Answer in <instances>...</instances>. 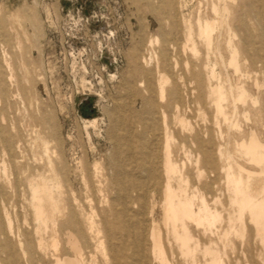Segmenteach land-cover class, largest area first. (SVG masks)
<instances>
[{"label": "rangeland", "instance_id": "1", "mask_svg": "<svg viewBox=\"0 0 264 264\" xmlns=\"http://www.w3.org/2000/svg\"><path fill=\"white\" fill-rule=\"evenodd\" d=\"M199 19L217 23L208 50L197 37ZM189 27L191 37L187 38ZM263 33L264 0H0V76L6 75L1 51L12 76L11 85L4 86L0 110L2 126L9 125L16 146L2 156L5 172L28 177L40 167L49 175L47 156L32 128L35 118L55 167L62 159L65 162L66 174L58 176L65 183L64 199L72 196L76 203L84 201L89 195L82 182L86 163H98L100 168L108 164L107 113L122 111L127 120L131 117V142L137 154L134 159L126 157L125 167L137 169L145 182L149 172L157 174L148 190L154 195L153 219L159 225L167 261L264 264V220L258 219L256 211L241 210L230 199L235 183L249 195L264 193V164L250 163L239 146L252 131L264 143ZM246 35L255 51L238 54L239 71L235 73L229 65L228 41L235 44ZM149 42L154 54L144 65ZM211 70L225 92L220 102L222 114L216 112L206 87V74ZM196 75L202 85L195 81ZM123 79H128L130 91L124 88ZM161 79L165 80L162 101ZM234 86L244 90V102L234 98ZM27 100L32 111L26 110ZM144 101L150 107L146 113ZM100 106L105 107L104 113ZM93 119H97L95 127L85 128L84 121ZM165 125L170 159L184 179L182 188L189 196L194 191L196 196L203 195L217 213L209 226L205 223L195 229L187 224L192 236L188 255L179 248L160 207ZM116 133L121 136V131ZM203 150L212 156V171L200 170ZM206 184L212 186L215 204L209 201L212 191ZM172 187L177 190L176 181ZM26 197L24 193L21 201L31 219ZM68 213L65 211L64 219ZM144 220L148 231L149 217ZM51 240L46 239L48 246ZM145 244L149 248L147 234ZM97 260L113 264L108 255H98Z\"/></svg>", "mask_w": 264, "mask_h": 264}, {"label": "bare ground", "instance_id": "2", "mask_svg": "<svg viewBox=\"0 0 264 264\" xmlns=\"http://www.w3.org/2000/svg\"><path fill=\"white\" fill-rule=\"evenodd\" d=\"M213 12H218L216 7H213ZM197 25V37L208 50L212 45L217 23L214 20L199 19ZM262 35L264 36V33ZM190 37L191 27L187 30V38ZM251 42L249 35L240 38L235 44L231 39L228 41L229 65L234 68L235 73L239 71L238 54L247 56L251 51H255ZM148 47L150 49H147V58L143 60L144 65H148L150 57L154 54L152 42H149ZM185 47L186 44L183 45V49ZM5 57V53L1 51V64L6 72L4 78L0 76V102L2 103H4L2 96L4 86H9L12 82L10 67ZM194 79L198 85L203 84L199 76H194ZM164 82L165 80L161 79L158 83L161 101L164 98ZM123 84L126 90H131L128 79H123ZM139 87H142V82L139 83ZM206 87L216 112L222 114L220 102L223 101L225 92L212 70L206 74ZM228 88L232 91L231 86ZM234 89L236 101L244 102L246 97L244 90L237 86H234ZM201 100L200 94L197 96V101ZM143 103L146 113L150 107L147 101ZM26 105V110L32 111L30 100H27ZM100 109L103 113L105 112L104 106H100ZM107 116L109 127L106 134L110 143L108 164L100 168L98 163L90 166L86 163L85 180L82 179V182L89 195L84 198V201L80 199L79 203H76L78 200L71 195L69 200L64 199L65 183L58 181V176L66 174L65 162L62 159L55 167L54 161L48 155L47 141L43 137L39 120L35 118H32V128L35 129L36 141L40 142L43 153L47 156L49 175L45 176L40 167H35L34 176L28 177L11 173L10 178L5 172L2 156L11 149L16 150V146L10 138L12 136L8 131L9 125L2 126L4 117L0 110V264H99L98 255L104 257L108 255L113 264H170L165 257L159 225L153 219L156 208L154 195L152 192L149 195L150 190H148L149 181L156 180L157 174L149 172L148 178L146 177L148 180L145 182L141 181L137 169L125 167L126 157L134 159L137 155L136 148L131 142L133 135V129L130 126L131 117L127 120L122 111L108 112ZM162 119L164 123V115ZM84 122L85 128H94L97 119ZM164 130L160 207L164 219L171 224V232L179 242V248L183 254L188 255L192 252L189 247L192 236L187 224H193L195 229L201 228L205 223L209 226L216 221L217 213L208 206L203 195L196 196L194 191V194L189 196L182 188L181 183L184 179L170 159V137L166 133V125ZM117 131H121L120 137L117 136ZM5 133H8V137ZM252 133L254 134L253 131ZM249 134L248 141L242 142L239 146L250 163L264 164V143H260L257 137L255 138V134ZM202 156L204 161L200 170L212 171L214 169L212 156L206 150L202 151ZM219 157L221 159L220 151ZM175 181L178 184L177 190L172 187ZM234 185L231 203L241 210L247 208L252 214L256 211L258 219L264 220V193L257 196L249 195L247 191L240 190L236 183ZM205 186L209 192L212 191L211 185ZM195 189L198 190V186ZM24 193H27L24 200L28 202L31 219L27 218L26 206L21 201ZM198 197L199 205L195 203ZM209 201L212 204L217 202L214 191ZM65 211H69L66 219H64ZM145 216H148L150 221L148 231ZM60 218L64 220L59 223ZM96 218L99 220L97 221ZM146 234L149 248H146L145 244ZM47 238L52 239L50 246L46 244ZM197 247L198 242L194 249ZM204 252L211 254L209 249H204Z\"/></svg>", "mask_w": 264, "mask_h": 264}]
</instances>
